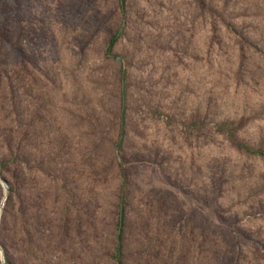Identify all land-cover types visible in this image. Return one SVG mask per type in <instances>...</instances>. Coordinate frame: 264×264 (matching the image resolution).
<instances>
[{"label": "rangeland", "instance_id": "obj_1", "mask_svg": "<svg viewBox=\"0 0 264 264\" xmlns=\"http://www.w3.org/2000/svg\"><path fill=\"white\" fill-rule=\"evenodd\" d=\"M18 1L0 224L13 184L46 238L5 233L17 264H115L121 205L126 264H264V158L226 131L264 148V0Z\"/></svg>", "mask_w": 264, "mask_h": 264}, {"label": "trees", "instance_id": "obj_2", "mask_svg": "<svg viewBox=\"0 0 264 264\" xmlns=\"http://www.w3.org/2000/svg\"><path fill=\"white\" fill-rule=\"evenodd\" d=\"M19 20V1L0 0V85L2 78L10 79L13 60L18 55V39L16 37L15 27ZM114 43L113 41L109 46L110 50L113 48ZM226 131H229L228 138L234 148L255 158H264V148H254L245 142L238 141L231 133L230 128H227ZM6 145L8 155L5 159H0V170H6L9 164H14L18 166L21 172H25L24 166L29 165V160L24 152L25 150L21 148L20 144L15 145L8 142ZM8 191L9 195L6 200V206L0 224V243L4 250L6 264H17L19 263L18 260L15 261V255L10 251V249L15 250L16 246L13 244L14 239L11 241L9 237L5 236V233L13 232L14 230L15 240H18L17 245L21 246L23 249L27 247L26 250H28L34 246V241L41 243L43 238H46V231L39 230V227L43 228L42 225L39 224V220L42 221L45 216L43 214L42 199L36 201L33 199L30 200L28 194L20 196L13 184H9ZM16 203H18L19 207L18 215L15 217L13 209L16 207ZM37 207H39V209ZM126 218L125 207L121 205L118 213L119 231L114 254L115 264H126L123 249V227L125 226ZM224 223L225 222L222 221V224ZM32 229L39 235L37 240L33 237L34 232Z\"/></svg>", "mask_w": 264, "mask_h": 264}, {"label": "water", "instance_id": "obj_3", "mask_svg": "<svg viewBox=\"0 0 264 264\" xmlns=\"http://www.w3.org/2000/svg\"><path fill=\"white\" fill-rule=\"evenodd\" d=\"M0 180L3 181L1 178H0ZM5 201H6V199H5Z\"/></svg>", "mask_w": 264, "mask_h": 264}]
</instances>
